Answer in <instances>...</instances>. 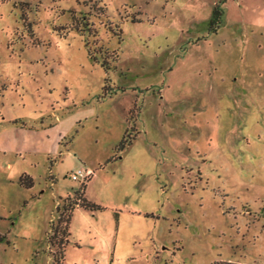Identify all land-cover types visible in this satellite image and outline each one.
<instances>
[{
	"label": "rangeland",
	"instance_id": "obj_1",
	"mask_svg": "<svg viewBox=\"0 0 264 264\" xmlns=\"http://www.w3.org/2000/svg\"><path fill=\"white\" fill-rule=\"evenodd\" d=\"M81 185L60 264H264V0H0V264Z\"/></svg>",
	"mask_w": 264,
	"mask_h": 264
},
{
	"label": "trees",
	"instance_id": "obj_2",
	"mask_svg": "<svg viewBox=\"0 0 264 264\" xmlns=\"http://www.w3.org/2000/svg\"><path fill=\"white\" fill-rule=\"evenodd\" d=\"M219 17H220V13L217 10H215L211 21V27L213 29V32H216V30L219 27L218 26ZM123 145L124 143L122 142V146ZM20 183L30 186L31 179L27 176H23L20 179ZM85 189L86 186L81 185L79 192H77L73 197H68L66 199V202L63 205L61 211L59 210L60 214L58 216L56 225L51 224L50 226L51 234L48 236L47 240L51 246L57 249V251L54 253V260L56 264H60V262L63 259V252L68 243L69 223L71 221V217L74 210L78 207L83 208L85 210H89L91 212L102 210L99 206L92 204L84 197ZM3 242H4V236L0 235V245H2ZM216 264H241V263L219 262Z\"/></svg>",
	"mask_w": 264,
	"mask_h": 264
},
{
	"label": "built area",
	"instance_id": "obj_3",
	"mask_svg": "<svg viewBox=\"0 0 264 264\" xmlns=\"http://www.w3.org/2000/svg\"><path fill=\"white\" fill-rule=\"evenodd\" d=\"M89 174H90V171L81 169L78 172L72 174L70 178L73 181L84 180V178L88 176Z\"/></svg>",
	"mask_w": 264,
	"mask_h": 264
}]
</instances>
